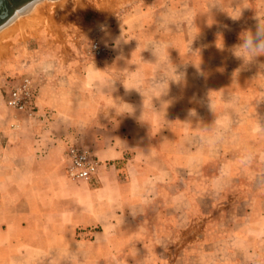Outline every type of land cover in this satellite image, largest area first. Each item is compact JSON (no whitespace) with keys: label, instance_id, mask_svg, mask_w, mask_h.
Wrapping results in <instances>:
<instances>
[{"label":"rangeland","instance_id":"374dc122","mask_svg":"<svg viewBox=\"0 0 264 264\" xmlns=\"http://www.w3.org/2000/svg\"><path fill=\"white\" fill-rule=\"evenodd\" d=\"M50 1L31 4L45 17L41 23V18L35 17V26L26 23L0 39V131L18 116L36 114L35 110L42 111L44 106L58 108L62 117L55 130L62 145L58 162L65 169L70 146L88 150L98 161L92 181L102 164L96 138L103 135V128L124 126L120 111L131 112L133 100L150 94L165 100L168 107L155 111L171 119L172 133L184 129L204 132L198 159L206 154L215 158L203 172L198 160L190 174L177 170L173 182L161 187L149 184L137 207L142 216L131 221L127 233L109 238L105 263L99 261V251L81 245L80 236L72 257L81 264H264V202L256 204L262 217L250 219L246 214L250 204L256 203L251 201H257L254 194L264 192V128L260 126L264 125V56L248 63L237 57H245L246 62L250 59L237 47V41L242 42L241 37L251 29L243 9L247 0ZM237 4L239 11L233 10ZM101 25L105 31L100 30ZM119 36L127 43L113 50V40ZM95 44L104 48L102 53L95 52ZM149 70L155 75L148 76ZM238 75L242 76L239 82ZM162 76L179 78V82L169 80L167 84L165 80L150 92L135 91L141 96L132 90L144 82L156 85ZM25 77L36 90L34 111L10 107L5 100L7 90ZM246 82L259 83L261 89L244 90ZM233 86H239L240 96L225 91ZM105 97L111 100L104 101ZM239 99L245 108L220 107V121L213 123L215 100L235 103ZM119 100L126 103L117 105ZM90 118L95 120H87ZM218 127L221 132L215 137L212 128ZM219 145H225L220 155L232 159L239 172L231 182L220 180L211 190L204 188L209 181L204 174L216 171ZM123 164L121 160L118 166ZM64 174L68 181L82 183ZM186 179L195 201L186 203L182 195L184 202L172 207L171 196L186 188ZM199 193L207 195L200 202L196 200ZM41 194L36 203L41 211L62 210L74 202L84 204L78 188L59 194L66 199L64 204L44 190ZM212 198L225 206H216ZM122 243L135 246L133 260L127 245L120 251L112 249ZM219 244L226 247L220 249ZM235 246L238 249L232 250ZM60 254L67 257L66 252Z\"/></svg>","mask_w":264,"mask_h":264},{"label":"crops","instance_id":"0c3cea01","mask_svg":"<svg viewBox=\"0 0 264 264\" xmlns=\"http://www.w3.org/2000/svg\"><path fill=\"white\" fill-rule=\"evenodd\" d=\"M240 9V5H233V10ZM243 9L249 20V31L254 32L257 17L264 18V0H247V7ZM237 42L241 43L240 40ZM154 75L155 71L149 70L148 76ZM241 77L237 76L238 82ZM156 87L144 82L135 84L132 90L134 93L150 92ZM243 89L257 91L261 89V84L246 82ZM225 91L235 97L240 96L239 86ZM103 100L110 101L111 98L105 97ZM125 103V100L117 101V105ZM247 104L250 105L249 102L246 106ZM214 105L216 110L213 123L220 121V107L227 105L245 108L240 99L235 103L215 100ZM131 106L134 109L132 116L120 111L123 114L120 121L126 123L124 126L103 128V135L96 138V153L102 160L99 174L92 181L82 180L81 184L68 181L64 174L66 170L58 162L62 150V145L55 137V130L62 118L58 108L52 110L55 107L44 106L43 110H50L44 111V114L43 110L35 108L36 114L21 115L6 122V126L0 131V264H55L57 261H62L61 264H81L80 260L72 257L77 236L82 237L80 243L85 249L99 251V261L105 263L103 259L110 249V244L107 243L109 238L112 236L117 239L127 233L131 221L136 222L142 216L137 207L149 184L157 187L164 186V182L169 184L175 180L177 170L190 174L195 171L198 160L201 161L200 169L203 172L208 162L215 159L207 154L198 159L197 152L201 144L199 140L205 135L203 131L187 132L184 129L183 132H171V119L167 115L156 114L155 111L168 107L164 99H155L150 94L142 95L133 100ZM87 120L94 121L95 118ZM102 121L100 118V122ZM212 131L213 136L219 137L221 128H212ZM189 138L194 140L188 142ZM224 147L225 145H219L215 150L219 161L215 162V172L211 175L204 174L209 180L204 188L212 190L220 180L222 183L228 180L231 182L239 172L238 168L232 166V159L227 161L220 155ZM121 160H124V164L119 167ZM226 163L231 165L227 166ZM187 181L189 180L186 179L185 189H180L171 196L172 207L177 208L178 203L181 205L184 202L181 200L182 195L186 203L192 205L195 201L188 189L191 184ZM76 188L80 190L84 204L74 202L72 206L67 204L62 210L53 211H41L36 206L43 197V190L49 196L53 194L57 203L64 204L66 199L59 197V194L64 195L65 189L70 191ZM206 196L199 193L196 200L200 202ZM254 200L257 201L251 202L256 203H251L250 209L246 211L251 216L250 219L262 217L256 210V204L264 202V192L254 194ZM212 202L216 206H225L213 198ZM132 244H115L112 249L120 251L127 245L129 259L133 260L135 246ZM225 247L219 246L220 249ZM237 249L236 246L232 248ZM256 249L255 246L254 250ZM61 251L66 252L67 257H60Z\"/></svg>","mask_w":264,"mask_h":264},{"label":"built area","instance_id":"2783aa9c","mask_svg":"<svg viewBox=\"0 0 264 264\" xmlns=\"http://www.w3.org/2000/svg\"><path fill=\"white\" fill-rule=\"evenodd\" d=\"M95 52L100 54L103 49L94 45ZM35 88L30 78H23L17 85L6 92V102L10 107L20 110H35ZM67 174L77 180H91L97 170L98 161L88 150L70 146L65 157Z\"/></svg>","mask_w":264,"mask_h":264},{"label":"clouds","instance_id":"9594fccd","mask_svg":"<svg viewBox=\"0 0 264 264\" xmlns=\"http://www.w3.org/2000/svg\"><path fill=\"white\" fill-rule=\"evenodd\" d=\"M241 16L240 15L237 18H233L234 20H238ZM101 31H105V26H100ZM242 42L237 46L240 48H243L244 51L248 54L250 59L246 62L245 57L243 56H237L238 58H242L245 63L252 62L256 60V58L260 56H264V18L257 17V23L255 25V31H247L245 34L241 37ZM122 43H127L125 39L122 38V36L116 37L113 40V50H118ZM236 47V48H237ZM178 77V76H177ZM172 80L173 82H179L178 79H173L170 76H162L160 79L156 81V86H159L160 83H163L164 81ZM128 89V88H127ZM133 89V88H132ZM131 112H124L128 114H133L134 109L130 106ZM260 124V123H259ZM260 126L264 128V125Z\"/></svg>","mask_w":264,"mask_h":264},{"label":"bare ground","instance_id":"6f19581e","mask_svg":"<svg viewBox=\"0 0 264 264\" xmlns=\"http://www.w3.org/2000/svg\"><path fill=\"white\" fill-rule=\"evenodd\" d=\"M40 2V0H32V1H30V2H27L23 7H21V8H19V9H17V11H14L13 12V14L11 15V17H9L7 20H5L3 23H1L0 24V39H2L3 38V36L4 37H6L5 36V34L6 35H8L9 34V32H11V34L13 33L12 31H14L15 29L17 30V29H22V27H24L25 26V24L27 23V24H33L34 25V23L37 21V19H35V17H40L41 18V20H40V23L42 22V20H44V18H42L43 17V14L40 12V8H38V6H32L31 4H34L35 2ZM54 1V0H53ZM53 1H50V2H53ZM63 0H60V2L59 3H61ZM65 1V0H64ZM68 1V0H67ZM50 2H48V3H50ZM56 2V1H55ZM58 3V2H57ZM56 3V4H57ZM43 4V3H42ZM42 6V5H41ZM35 8V9H34ZM56 8V7H55ZM34 9V10H33ZM33 10V11H32ZM32 11V14L30 13ZM43 11V10H42ZM30 13V15H31V18L29 19L28 18V14ZM44 13V12H43ZM27 15V18H26V21L24 20H22L21 18L22 17H24V16H26ZM29 15V16H30ZM28 20V21H27ZM22 21L24 22V23H22ZM39 21V20H38ZM38 22H36V24H37ZM22 24H23V26H22ZM17 25H19V26H17ZM28 25V26H29ZM39 25V24H38ZM31 26V25H30ZM35 26V25H34ZM31 27H33V26H31ZM0 42H1V40H0ZM2 43V42H1ZM0 43V44H1Z\"/></svg>","mask_w":264,"mask_h":264},{"label":"water","instance_id":"95a60500","mask_svg":"<svg viewBox=\"0 0 264 264\" xmlns=\"http://www.w3.org/2000/svg\"><path fill=\"white\" fill-rule=\"evenodd\" d=\"M32 0H0V24L7 20L20 6Z\"/></svg>","mask_w":264,"mask_h":264},{"label":"flooded vegetation","instance_id":"af4514ba","mask_svg":"<svg viewBox=\"0 0 264 264\" xmlns=\"http://www.w3.org/2000/svg\"><path fill=\"white\" fill-rule=\"evenodd\" d=\"M25 4H26V3H25ZM25 4H24V5H25ZM24 5H22V6L18 7L17 9H19V8L23 7ZM17 9H16L15 11H17Z\"/></svg>","mask_w":264,"mask_h":264}]
</instances>
